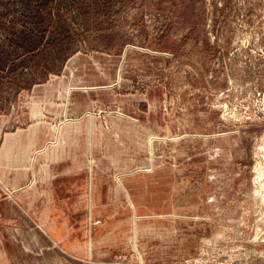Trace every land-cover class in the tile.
<instances>
[{"label":"rangeland","instance_id":"374dc122","mask_svg":"<svg viewBox=\"0 0 264 264\" xmlns=\"http://www.w3.org/2000/svg\"><path fill=\"white\" fill-rule=\"evenodd\" d=\"M263 182L264 0H0V264H264Z\"/></svg>","mask_w":264,"mask_h":264},{"label":"bare ground","instance_id":"6f19581e","mask_svg":"<svg viewBox=\"0 0 264 264\" xmlns=\"http://www.w3.org/2000/svg\"><path fill=\"white\" fill-rule=\"evenodd\" d=\"M258 169V168H257ZM261 170V169H260ZM260 186V185H259ZM263 187H264V182H263ZM259 191V190H258ZM263 191V190H262ZM259 193V192H258ZM261 194V193H260ZM262 202L264 204V193L262 194Z\"/></svg>","mask_w":264,"mask_h":264}]
</instances>
